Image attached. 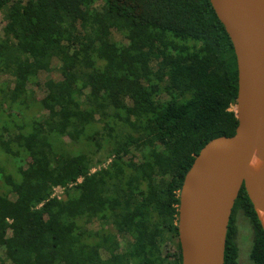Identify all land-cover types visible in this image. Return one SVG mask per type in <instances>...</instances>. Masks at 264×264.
I'll list each match as a JSON object with an SVG mask.
<instances>
[{
  "label": "trees",
  "instance_id": "obj_1",
  "mask_svg": "<svg viewBox=\"0 0 264 264\" xmlns=\"http://www.w3.org/2000/svg\"><path fill=\"white\" fill-rule=\"evenodd\" d=\"M0 12V264H181L185 173L237 125L235 55L209 0H0ZM239 211L264 264L243 187L224 264H239Z\"/></svg>",
  "mask_w": 264,
  "mask_h": 264
},
{
  "label": "water",
  "instance_id": "obj_2",
  "mask_svg": "<svg viewBox=\"0 0 264 264\" xmlns=\"http://www.w3.org/2000/svg\"><path fill=\"white\" fill-rule=\"evenodd\" d=\"M209 2L235 55L237 125L232 135L207 142L185 173L176 224L181 264H224L228 225L242 187L255 212L264 213V0Z\"/></svg>",
  "mask_w": 264,
  "mask_h": 264
},
{
  "label": "rangeland",
  "instance_id": "obj_3",
  "mask_svg": "<svg viewBox=\"0 0 264 264\" xmlns=\"http://www.w3.org/2000/svg\"><path fill=\"white\" fill-rule=\"evenodd\" d=\"M4 24H5V20L3 18V14L0 12V30L2 29ZM52 78H55V76L52 75V73L42 72L39 76L40 79L39 81L45 82L48 79H52ZM32 90H33L32 94L35 97H39L40 95H43V89L41 88V86L34 87ZM1 108L3 109L4 106H1ZM62 142L63 141L58 142V146H60V149H64L66 147ZM109 150L110 148L102 149L98 157L97 156L95 157L94 165L91 168V172H94L95 170H98L99 168L107 165L110 159ZM62 193H63V189L61 187L55 188L54 195L61 197ZM234 220L237 229L236 240L239 247V259H238L239 264H252V261L250 259L252 240H253L251 225L249 224L248 219L244 215H242L240 211L235 214ZM97 227H98V222H95L90 226V228H94V229H96ZM164 249L165 251L172 253L176 250V246L172 244V241H170L169 239V241L167 240L164 243Z\"/></svg>",
  "mask_w": 264,
  "mask_h": 264
},
{
  "label": "bare ground",
  "instance_id": "obj_4",
  "mask_svg": "<svg viewBox=\"0 0 264 264\" xmlns=\"http://www.w3.org/2000/svg\"><path fill=\"white\" fill-rule=\"evenodd\" d=\"M254 167H255V171H256L257 174H260L262 172V170H263L262 162H261V160L258 157L255 158V160H254ZM256 215H257L260 223L262 225H264V213L261 212V211H257Z\"/></svg>",
  "mask_w": 264,
  "mask_h": 264
}]
</instances>
